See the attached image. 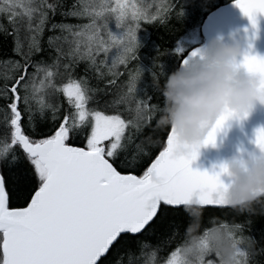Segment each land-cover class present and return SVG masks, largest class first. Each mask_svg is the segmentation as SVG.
I'll use <instances>...</instances> for the list:
<instances>
[{
  "label": "snow or ice",
  "instance_id": "6c2138e0",
  "mask_svg": "<svg viewBox=\"0 0 264 264\" xmlns=\"http://www.w3.org/2000/svg\"><path fill=\"white\" fill-rule=\"evenodd\" d=\"M233 4L255 30L264 0ZM153 6L147 0H74L65 12L61 0H0L5 41L0 50V264H124L115 259L123 255L127 264H221L214 233L231 242L234 264H264L256 259L264 256V231L259 245L245 234L257 205L264 215V196L247 207L231 205L224 195L228 183L220 180L222 165L213 174L189 166L232 113L221 114L201 144L183 153L174 130L167 128L162 142L150 134L128 155L134 135L162 108L154 84L162 79L159 57L166 49H157L149 69L158 102L152 103L148 93L136 95L142 75L137 31L142 22L175 9L171 3L155 4L151 11ZM58 9L62 17L86 22L52 21ZM173 51L179 58L184 50ZM202 53L193 49L180 66ZM80 63L85 74L76 75ZM238 66L258 76L264 91V58L245 52ZM89 71L97 79L109 77L108 87L92 86ZM97 93H113V98L101 102ZM165 128L156 120L154 131ZM157 144L159 151L142 174L121 171L140 167V156H150L147 147ZM254 144L264 154V128L255 130ZM180 206L192 217L189 233L198 226L203 206L248 215L242 222L206 228L166 257L158 256L171 237L156 245L147 238Z\"/></svg>",
  "mask_w": 264,
  "mask_h": 264
},
{
  "label": "clouds",
  "instance_id": "9594fccd",
  "mask_svg": "<svg viewBox=\"0 0 264 264\" xmlns=\"http://www.w3.org/2000/svg\"><path fill=\"white\" fill-rule=\"evenodd\" d=\"M244 53L238 40H213L202 57L193 58L169 73L162 83L154 84L163 100L157 125L174 130L179 153L200 145L224 112L240 121L256 104L264 107L259 77L236 62ZM221 165L222 174L229 178L224 193L229 204L247 207L264 196V154L260 151L249 153L247 158L237 154ZM212 244L222 258L221 264H234L232 244L223 234L214 233Z\"/></svg>",
  "mask_w": 264,
  "mask_h": 264
},
{
  "label": "trees",
  "instance_id": "16d2710c",
  "mask_svg": "<svg viewBox=\"0 0 264 264\" xmlns=\"http://www.w3.org/2000/svg\"><path fill=\"white\" fill-rule=\"evenodd\" d=\"M53 2V0H49ZM63 11H67L68 8L74 3V0H61ZM148 3H152L154 6L151 11H155V4L158 3H171L175 5V9L169 13H162L155 21L151 23H143L142 27L137 31V42H138V64L141 68L142 75L140 80L137 82L136 95L138 98H143L145 93L152 96V103H157L156 94L151 93V80L149 76V69L152 67L153 58L156 56L157 49L161 51L167 50L163 55L159 57V63L161 71L163 73L160 82L166 76L177 70L180 67V59L186 56L188 52L196 49L204 44V37L201 33V27L205 18L213 11L227 6L233 3V0H147ZM60 10L58 9L55 15H52L51 19L55 22H65V23H83L84 20H78L75 17L60 15ZM181 10L182 15L179 16L178 13ZM3 21H0L2 23ZM111 30H115L110 26ZM50 33L46 30L42 37V43L46 46V40ZM196 39V41H194ZM4 36L0 33V50L4 47ZM8 47L10 49L11 43L10 38L8 41ZM180 47L184 51L178 58L175 52V48ZM54 55V53H53ZM110 62V61H109ZM85 64H78L75 69L76 75L85 74L84 73ZM121 73L124 69L120 68ZM89 78L90 84L98 88H107L105 81L109 77L97 79L94 71H89L86 73ZM123 79V76H121ZM100 97L101 102L109 101L113 98V93H97ZM162 106V97L160 98ZM111 111V110H109ZM122 115L127 118L126 113ZM158 115L153 118L150 126H146L143 130L134 135V139L129 146V157L136 152V145L141 143V141L149 136L153 135V138L159 139L161 142L166 139V130H156V120ZM77 146H82L81 142H76ZM160 144L155 147L148 146L147 150L150 152V156L139 158L140 167L135 169H121V171H133V174H142V170L150 163V160L154 158L155 154L158 153ZM247 213L237 215L233 213L230 208H219V207H202L201 215L199 218L198 226L194 228L192 233L188 232V228L192 223V217L184 211L183 207H177L175 210L169 212L165 218L159 221L156 228V232L147 238V242L156 245L160 241H164L171 237V242L164 245L158 256L166 257L175 247L179 246L184 242L185 239H189L192 235L201 234L206 228L214 227L222 222L228 224L242 222ZM251 224L246 229L245 234L251 235L257 240L258 245L261 243L260 234L264 231V215H261L260 206L257 205V210L250 217ZM137 254L138 251H137ZM214 258V257H213ZM115 259H122L124 264H127V255L117 256ZM258 261L264 262V256H257Z\"/></svg>",
  "mask_w": 264,
  "mask_h": 264
},
{
  "label": "water",
  "instance_id": "95a60500",
  "mask_svg": "<svg viewBox=\"0 0 264 264\" xmlns=\"http://www.w3.org/2000/svg\"><path fill=\"white\" fill-rule=\"evenodd\" d=\"M213 16H216V19L208 25ZM253 31H255L254 38ZM201 33L204 37V44L198 47L199 49L204 50L209 42L216 39L226 43L238 40L244 52L264 58V15L257 14L256 29L253 30L248 18L231 3L210 13L202 24ZM241 58L237 57L238 64ZM257 128H264V107L259 104H256L248 117L243 120L237 121L234 118L226 120L216 132L214 142L202 145L198 149L196 159L189 165L190 168L213 174L219 171L222 161L237 154L241 158H247L249 153L258 154L259 149L254 144V133ZM220 180L225 184L229 183V178L223 174Z\"/></svg>",
  "mask_w": 264,
  "mask_h": 264
},
{
  "label": "bare ground",
  "instance_id": "6f19581e",
  "mask_svg": "<svg viewBox=\"0 0 264 264\" xmlns=\"http://www.w3.org/2000/svg\"><path fill=\"white\" fill-rule=\"evenodd\" d=\"M216 19V16H213L211 19H210V21L208 22V25H211L212 23H211V21H214Z\"/></svg>",
  "mask_w": 264,
  "mask_h": 264
},
{
  "label": "rangeland",
  "instance_id": "374dc122",
  "mask_svg": "<svg viewBox=\"0 0 264 264\" xmlns=\"http://www.w3.org/2000/svg\"><path fill=\"white\" fill-rule=\"evenodd\" d=\"M194 41H196V39H194Z\"/></svg>",
  "mask_w": 264,
  "mask_h": 264
}]
</instances>
